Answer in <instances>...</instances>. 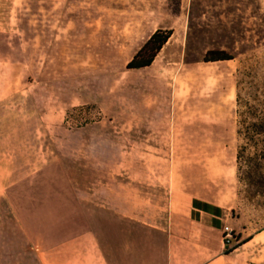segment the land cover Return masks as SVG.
Wrapping results in <instances>:
<instances>
[{
  "label": "rangeland",
  "instance_id": "rangeland-1",
  "mask_svg": "<svg viewBox=\"0 0 264 264\" xmlns=\"http://www.w3.org/2000/svg\"><path fill=\"white\" fill-rule=\"evenodd\" d=\"M158 28L173 32L151 64L127 68ZM213 49L233 58L204 61ZM250 90L257 113L240 118ZM251 122L264 125V0H0V147L41 204L132 192L161 224L199 198L264 227Z\"/></svg>",
  "mask_w": 264,
  "mask_h": 264
},
{
  "label": "crops",
  "instance_id": "crops-1",
  "mask_svg": "<svg viewBox=\"0 0 264 264\" xmlns=\"http://www.w3.org/2000/svg\"><path fill=\"white\" fill-rule=\"evenodd\" d=\"M4 151L2 145L0 264H264V227L250 229L241 215L193 198L183 221L157 224L141 217L148 209L134 204L132 192L129 203L118 193L107 206L100 190L76 192L66 207H50L36 201V191L18 189L26 162ZM41 168L26 181L37 182ZM225 225L237 245L229 252Z\"/></svg>",
  "mask_w": 264,
  "mask_h": 264
},
{
  "label": "trees",
  "instance_id": "trees-1",
  "mask_svg": "<svg viewBox=\"0 0 264 264\" xmlns=\"http://www.w3.org/2000/svg\"><path fill=\"white\" fill-rule=\"evenodd\" d=\"M173 29L172 28H166V29H155L149 37L145 40V42L142 44V46L137 50V52L133 55V57L126 63L127 68H141L146 67L151 64L156 54L160 51L162 46L168 41L170 36L172 35ZM233 55L230 53H227L225 50L220 49H213L206 52V54L203 57L204 61H222V60H229L232 59ZM249 76H253L252 68L247 71ZM246 101L244 102L246 108L242 110V112H239L237 109V115L242 118L244 116V113H247L248 116H253L257 113V108L254 106V104H251L252 101H257L253 91H247L246 92ZM243 97L240 95V92H237L236 94V102L237 106H240V102H242ZM253 126V127H252ZM247 128H255L259 131H262L264 129V125L260 126L257 123L251 122V124L247 125ZM260 129V130H259ZM237 132H241V127L239 125ZM257 132V131H256ZM244 241V240H243ZM237 245H232L231 247H227L225 249V252L231 251L234 247Z\"/></svg>",
  "mask_w": 264,
  "mask_h": 264
},
{
  "label": "built area",
  "instance_id": "built-area-1",
  "mask_svg": "<svg viewBox=\"0 0 264 264\" xmlns=\"http://www.w3.org/2000/svg\"><path fill=\"white\" fill-rule=\"evenodd\" d=\"M223 231H224V235H223L224 244L227 247H231L235 243L236 240L235 236L232 233V230L227 225L223 227Z\"/></svg>",
  "mask_w": 264,
  "mask_h": 264
}]
</instances>
